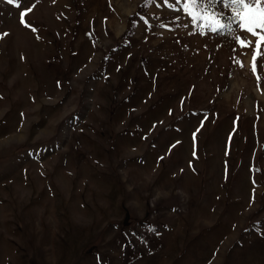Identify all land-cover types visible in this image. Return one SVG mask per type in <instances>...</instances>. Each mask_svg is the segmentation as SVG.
<instances>
[{
	"label": "rangeland",
	"instance_id": "1",
	"mask_svg": "<svg viewBox=\"0 0 264 264\" xmlns=\"http://www.w3.org/2000/svg\"><path fill=\"white\" fill-rule=\"evenodd\" d=\"M17 2L0 264H264V47L254 73L223 0L217 32L184 0Z\"/></svg>",
	"mask_w": 264,
	"mask_h": 264
},
{
	"label": "snow or ice",
	"instance_id": "2",
	"mask_svg": "<svg viewBox=\"0 0 264 264\" xmlns=\"http://www.w3.org/2000/svg\"><path fill=\"white\" fill-rule=\"evenodd\" d=\"M7 2L9 4L15 3L17 8L21 7V4L18 3L17 0H7ZM184 2L201 15L209 16L215 20L216 26L212 27V31L217 32L220 28L225 27L223 23H220L216 19L224 16L223 12L217 11L215 8V4L218 0H184ZM176 3H180V0H176ZM223 7L232 10L229 20L236 23L240 31L245 33V37L252 36L255 38V48L253 49L252 56V71L256 73L257 53L264 47L261 43L264 41V0H223ZM30 11L31 9L29 8L19 12L20 23L25 27H31L25 20L26 13ZM245 37H239L238 43L241 47H251L252 41L247 40ZM260 55L264 56V52H260Z\"/></svg>",
	"mask_w": 264,
	"mask_h": 264
}]
</instances>
